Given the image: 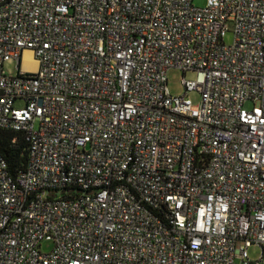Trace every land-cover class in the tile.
<instances>
[{"label":"built area","instance_id":"1","mask_svg":"<svg viewBox=\"0 0 264 264\" xmlns=\"http://www.w3.org/2000/svg\"><path fill=\"white\" fill-rule=\"evenodd\" d=\"M196 1L0 0V264H264V0Z\"/></svg>","mask_w":264,"mask_h":264},{"label":"rangeland","instance_id":"2","mask_svg":"<svg viewBox=\"0 0 264 264\" xmlns=\"http://www.w3.org/2000/svg\"><path fill=\"white\" fill-rule=\"evenodd\" d=\"M196 3L198 5H203L204 0H197ZM233 42H234L233 33H228L225 38V43L227 45H232ZM19 66L20 64L16 60H11L9 62H6L4 65L5 73L8 76H15L19 73ZM183 80L197 81L198 73L194 71H189L186 74H184L181 70H178V69H171L168 72V87H169L170 93L173 96H182L185 94ZM188 99H190L192 103L195 106H197L200 104L201 96L197 92H191L188 95ZM52 248H53V245L50 242H46L42 245V251L45 253L51 252ZM248 255H249L251 262L253 263L258 262L261 258L262 250L258 245H253L248 250Z\"/></svg>","mask_w":264,"mask_h":264},{"label":"trees","instance_id":"3","mask_svg":"<svg viewBox=\"0 0 264 264\" xmlns=\"http://www.w3.org/2000/svg\"><path fill=\"white\" fill-rule=\"evenodd\" d=\"M0 153L7 161L13 176L26 171L29 163V143L24 134L0 130Z\"/></svg>","mask_w":264,"mask_h":264},{"label":"bare ground","instance_id":"4","mask_svg":"<svg viewBox=\"0 0 264 264\" xmlns=\"http://www.w3.org/2000/svg\"><path fill=\"white\" fill-rule=\"evenodd\" d=\"M25 63L31 70H33V71L36 70L37 63H36V61H34L32 59V53L31 52H27L26 53V55H25Z\"/></svg>","mask_w":264,"mask_h":264}]
</instances>
